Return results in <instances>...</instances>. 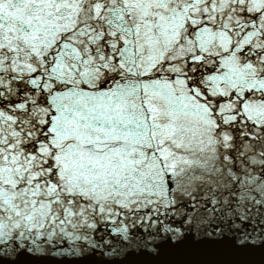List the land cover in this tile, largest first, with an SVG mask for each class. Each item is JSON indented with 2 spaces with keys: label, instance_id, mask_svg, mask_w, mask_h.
Masks as SVG:
<instances>
[{
  "label": "snow or ice",
  "instance_id": "snow-or-ice-1",
  "mask_svg": "<svg viewBox=\"0 0 264 264\" xmlns=\"http://www.w3.org/2000/svg\"><path fill=\"white\" fill-rule=\"evenodd\" d=\"M0 264H264V0H0Z\"/></svg>",
  "mask_w": 264,
  "mask_h": 264
}]
</instances>
